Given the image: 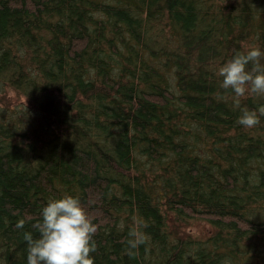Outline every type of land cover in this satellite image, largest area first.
I'll return each mask as SVG.
<instances>
[{
	"label": "trees",
	"instance_id": "trees-1",
	"mask_svg": "<svg viewBox=\"0 0 264 264\" xmlns=\"http://www.w3.org/2000/svg\"><path fill=\"white\" fill-rule=\"evenodd\" d=\"M249 45L264 0H0V264H27L24 231L66 193L94 264H264V117L238 123L218 73Z\"/></svg>",
	"mask_w": 264,
	"mask_h": 264
},
{
	"label": "clouds",
	"instance_id": "clouds-1",
	"mask_svg": "<svg viewBox=\"0 0 264 264\" xmlns=\"http://www.w3.org/2000/svg\"><path fill=\"white\" fill-rule=\"evenodd\" d=\"M218 73L222 77L221 87L230 89L234 105L240 109L237 120L241 125L251 128L261 123L264 105L249 108L241 103V98L249 95H264V49L249 45L236 51L223 62ZM126 241V253L137 255L140 245L146 244L149 234L145 231L147 221L133 217ZM24 219L17 221L22 228ZM34 227L39 235L24 231L27 242V264H94L91 253L97 248L94 234L98 225L89 216L79 195L64 194L50 197L40 210V218Z\"/></svg>",
	"mask_w": 264,
	"mask_h": 264
},
{
	"label": "rangeland",
	"instance_id": "rangeland-1",
	"mask_svg": "<svg viewBox=\"0 0 264 264\" xmlns=\"http://www.w3.org/2000/svg\"><path fill=\"white\" fill-rule=\"evenodd\" d=\"M14 99L17 98L16 96L13 97ZM21 99V97H20ZM187 229L193 234L198 236H204L210 232V226L207 224L206 221L197 219V220H190L188 223Z\"/></svg>",
	"mask_w": 264,
	"mask_h": 264
}]
</instances>
